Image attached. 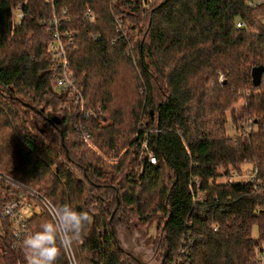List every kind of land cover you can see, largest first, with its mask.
Wrapping results in <instances>:
<instances>
[{"label": "trees", "instance_id": "obj_1", "mask_svg": "<svg viewBox=\"0 0 264 264\" xmlns=\"http://www.w3.org/2000/svg\"><path fill=\"white\" fill-rule=\"evenodd\" d=\"M54 14L70 32L65 53L92 112L91 145L54 86ZM253 66L263 67L256 85ZM244 162L256 181H226ZM0 175L89 213L72 247L81 264L120 263L116 228L150 213L161 264H250L251 225L264 234V0H0ZM18 191L0 177V208ZM48 219L32 212L29 233ZM0 222V264L22 262ZM56 264H69L65 252Z\"/></svg>", "mask_w": 264, "mask_h": 264}, {"label": "built area", "instance_id": "obj_2", "mask_svg": "<svg viewBox=\"0 0 264 264\" xmlns=\"http://www.w3.org/2000/svg\"><path fill=\"white\" fill-rule=\"evenodd\" d=\"M250 3H253L251 1ZM65 12V9H62ZM15 17H20L21 12L19 8L14 11ZM90 17V15H87ZM239 24V22H237ZM48 29L50 30V39L46 43V55L51 63L52 76L54 79V86L58 91L65 92L71 99L73 105V113L76 116L74 123V131L77 137L91 145L90 134L88 131L87 119L91 115V109L85 106L84 99L81 93V89L76 85L72 70L69 66V61L66 58L64 36H68L70 32L68 30L61 31L58 28V19L53 17L49 21ZM68 43L70 42V36H68ZM85 113L88 115L85 116ZM145 140L141 142L142 152L147 156L148 162H154V156L150 150H146ZM257 168L254 164H251L249 168L243 172L238 170H230L226 181H231L236 178H244L251 182L256 181ZM6 182L16 187L19 191L16 194L6 198L0 208V218H5L10 230L11 243L10 248L16 249L18 244H22V240L26 235L30 234L26 227V219L33 212V207L38 203L40 208L45 209L49 213L50 203L42 198L33 189L28 188L13 179L5 178L0 175ZM256 185V184H255ZM200 198V195L196 196ZM6 231L2 227L0 222V254L7 253L6 248L1 245V240L5 236ZM261 240H264V234L260 235L253 256L250 259V264H264V247L261 244ZM22 247V245H21ZM23 249V248H22ZM24 260L16 261V264H27L24 249ZM66 259L69 264H78L75 259L73 250L65 252Z\"/></svg>", "mask_w": 264, "mask_h": 264}, {"label": "clouds", "instance_id": "obj_3", "mask_svg": "<svg viewBox=\"0 0 264 264\" xmlns=\"http://www.w3.org/2000/svg\"><path fill=\"white\" fill-rule=\"evenodd\" d=\"M49 215L50 219L22 240L27 264H56L62 252L70 251L81 239L85 225L91 222L87 211H77L68 203L50 204Z\"/></svg>", "mask_w": 264, "mask_h": 264}, {"label": "rangeland", "instance_id": "obj_4", "mask_svg": "<svg viewBox=\"0 0 264 264\" xmlns=\"http://www.w3.org/2000/svg\"><path fill=\"white\" fill-rule=\"evenodd\" d=\"M121 10H127L120 6ZM54 16L50 17L51 19ZM140 35V34H139ZM242 99L239 98L234 106L239 105ZM247 121H243L246 124ZM249 125L247 124V128ZM226 133L234 132V128L230 125L229 119L225 122ZM139 156V153H138ZM244 168H249L251 164L244 162L242 165ZM244 170H241L243 172ZM220 179V177H217ZM40 205L37 203L33 207V212L38 211ZM158 223L157 214L150 213L147 221H141L135 216H130L127 223L118 225L114 234L118 246L123 251L120 255V263L118 264H161L163 259L164 248H162L163 234L159 233V229L156 228ZM250 234L255 237H259L258 224L253 223L250 228ZM261 244L264 247V240H261ZM76 259V258H75ZM77 260V259H76ZM78 264L79 261H77Z\"/></svg>", "mask_w": 264, "mask_h": 264}, {"label": "water", "instance_id": "obj_5", "mask_svg": "<svg viewBox=\"0 0 264 264\" xmlns=\"http://www.w3.org/2000/svg\"><path fill=\"white\" fill-rule=\"evenodd\" d=\"M262 70H263V67H261V66H253L251 68V70H250L251 81L254 85H256L258 83ZM24 104L29 105L27 103H24ZM40 109H42V107H40ZM52 120L55 122H58L59 118H58V116L54 115V116H52Z\"/></svg>", "mask_w": 264, "mask_h": 264}]
</instances>
